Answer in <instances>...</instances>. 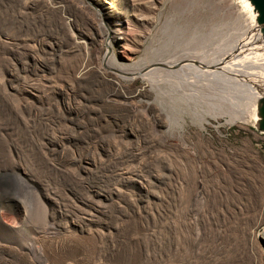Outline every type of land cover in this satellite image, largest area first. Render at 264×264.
<instances>
[{"label":"rangeland","instance_id":"374dc122","mask_svg":"<svg viewBox=\"0 0 264 264\" xmlns=\"http://www.w3.org/2000/svg\"><path fill=\"white\" fill-rule=\"evenodd\" d=\"M1 1L0 264H264L251 0Z\"/></svg>","mask_w":264,"mask_h":264},{"label":"bare ground","instance_id":"6f19581e","mask_svg":"<svg viewBox=\"0 0 264 264\" xmlns=\"http://www.w3.org/2000/svg\"><path fill=\"white\" fill-rule=\"evenodd\" d=\"M100 1V0H99ZM0 2H2L1 0H0ZM4 3V2H3ZM101 4H106V7H108V8H112V3L111 2H109V1H105V0H103L102 2H101ZM2 12V10L0 11V13ZM255 13H256V21H257V23L259 24V21H258V12H256L255 11ZM3 15V14H2ZM18 18V17H17ZM20 18V17H19ZM16 19V18H15ZM2 26V25H1ZM252 26V25H251ZM250 26V27H251ZM254 26V25H253ZM256 26V25H255ZM5 27V26H4ZM3 28V27H2ZM258 28V27H257ZM257 28H254V27H251L250 29L252 30V32L253 31H258L257 33H260L259 32V30H257ZM259 29L261 30V32H262V35L264 36V31H263V29H262V25L261 24H259ZM17 31V30H16ZM19 31V30H18ZM250 32V31H249ZM14 39V38H13ZM12 40V39H11ZM48 41V40H47ZM15 42V41H14ZM42 42V41H41ZM44 42V41H43ZM42 42V43H43ZM49 42V41H48ZM48 42H46V43H48ZM41 43V44H42ZM51 43V42H50ZM12 44V43H11ZM21 44V43H20ZM45 44V43H44ZM15 45H17V43H15ZM46 47V46H45ZM17 48V47H16ZM19 48H17V50H18ZM33 50V49H32ZM45 50H47V49H45ZM45 50H44V46H42V45H39L38 46V48L37 49H35V50H33V51H31V52H27V55H26V57H27V59L28 60H30V62H31V65H37L38 63H37V61L39 60V59H41L42 60V56L44 55V53H45ZM26 51V50H25ZM210 51V50H209ZM26 53V52H25ZM46 54V53H45ZM12 55H15V56H17L16 54H12ZM109 57H108V60L106 61V64L108 65V64H110V61H111V53H110V55H108ZM16 59H17V57H16ZM200 59V58H199ZM25 60V59H24ZM23 60V61H24ZM181 60V59H180ZM16 61V60H15ZM179 61V60H178ZM209 61V60H208ZM208 61H205V63L206 62H208ZM17 62V61H16ZM25 62V61H24ZM173 64H175V63H172V66H173ZM181 66H177L176 68H183V66L186 68V65L185 64H183L182 62H181ZM198 64H200V62L198 63ZM21 65V64H20ZM111 65H113L112 63H111ZM115 65V64H114ZM165 64H163V63H157V64H151V65H146V66H143L142 68H140V69H136V70H134V71H131V72H126V73H119L120 75H130V76H128V78L129 77H131V78H134V77H140V78H142L143 80H145V82H146V84H147V82H148V79H150V77H152V78H154V77H156L157 75H155L156 74V72L158 71V70H160V68L162 67V66H164ZM197 65V64H196ZM205 65V64H204ZM161 66V67H160ZM203 66V65H202ZM31 67V66H30ZM116 67V66H115ZM201 67V66H200ZM107 68V67H106ZM109 68V67H108ZM119 67H117V69H118ZM22 70V69H21ZM33 70V69H32ZM81 70V69H80ZM25 71V70H24ZM116 71V70H115ZM160 73V72H159ZM81 74L82 73H80L78 76H81ZM118 75V74H117ZM151 80V79H150ZM148 83H150V82H148ZM264 83V82H263ZM80 84V83H79ZM78 85V84H77ZM149 85V84H148ZM261 85V84H260ZM263 85V84H262ZM147 86V85H146ZM70 87V86H69ZM72 87V86H71ZM262 88L264 89V85L262 86ZM71 89V88H70ZM262 89V90H263ZM264 91V90H263ZM261 97V96H260ZM135 98V97H134ZM261 98H264V94L262 95V97ZM130 100V97H128V98H124L123 99V101H124V103H129V104H131V102L129 101ZM132 101V100H131ZM128 104V105H129ZM257 109V108H256ZM254 113V112H253ZM258 116H260V123H259V125H260V127L262 128V130L264 131V104H263V102L262 101H260V104H259V109H258ZM258 120H259V117H258ZM102 126V125H101ZM99 131V130H98ZM101 132V131H100ZM43 141V140H42ZM91 141V140H90ZM97 141V140H96ZM47 143V142H46ZM90 143V142H89ZM93 143V142H92ZM96 143V142H95ZM50 144V143H49ZM84 144H86V143H84ZM48 145V144H47ZM46 145V146H47ZM91 145V144H90ZM52 146V145H51ZM59 146V145H58ZM89 146V145H88ZM87 146V147H88ZM92 146V145H91ZM47 148V147H46ZM44 149V148H43ZM48 149H50L49 147H48ZM48 149H46V151H48ZM87 149V148H86ZM89 149V148H88ZM54 150H56V148L54 147V148H51L50 150H49V152L48 153H50V155L49 156H52L53 154H54ZM44 151V150H43ZM45 153V152H44ZM47 155V154H46ZM57 155V154H56ZM53 160V159H52ZM119 160H121V159H119ZM121 161H119V163H120ZM123 162V161H122ZM125 162V161H124ZM117 165V164H116ZM127 166V165H126ZM125 166V167H126ZM120 167V166H119ZM120 168H122V167H120ZM124 170V169H123ZM122 169H119L118 171V175H124V174H127V170L126 171H123ZM131 172V171H130ZM113 173V172H112ZM104 174V173H103ZM113 177V176H112ZM108 178V177H107ZM91 179V178H90ZM94 183V182H93ZM85 184V183H84ZM84 187V186H83ZM86 187V186H85ZM84 187V188H85ZM83 188V189H84ZM83 194V193H82ZM86 195H87V193H86ZM87 197V196H86ZM89 198V197H88ZM83 202V201H82Z\"/></svg>","mask_w":264,"mask_h":264},{"label":"water","instance_id":"95a60500","mask_svg":"<svg viewBox=\"0 0 264 264\" xmlns=\"http://www.w3.org/2000/svg\"><path fill=\"white\" fill-rule=\"evenodd\" d=\"M251 2H252V5L254 6L255 11L258 12V21H259V24L262 25V29L264 31V0H251ZM261 101L264 104V98Z\"/></svg>","mask_w":264,"mask_h":264}]
</instances>
